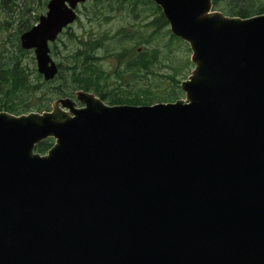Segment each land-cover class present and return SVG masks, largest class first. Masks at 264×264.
I'll use <instances>...</instances> for the list:
<instances>
[{"label":"water","instance_id":"95a60500","mask_svg":"<svg viewBox=\"0 0 264 264\" xmlns=\"http://www.w3.org/2000/svg\"><path fill=\"white\" fill-rule=\"evenodd\" d=\"M84 1L48 0L19 35L43 81ZM150 1L188 47L183 99L0 111V264H264V13Z\"/></svg>","mask_w":264,"mask_h":264},{"label":"rangeland","instance_id":"374dc122","mask_svg":"<svg viewBox=\"0 0 264 264\" xmlns=\"http://www.w3.org/2000/svg\"><path fill=\"white\" fill-rule=\"evenodd\" d=\"M257 1L260 4L264 3V0ZM42 2L43 0H20L17 2V8L13 7V12L6 14L0 12V21L12 19L6 31L0 34L5 43L4 47L11 50L10 46L14 42V32L18 24L25 22L26 18L30 20L28 22L33 23V17L44 13H41ZM239 2L242 0L226 2L224 0L223 7L227 12L234 3ZM154 6L147 0H85L77 4V18L74 22L49 44V55L56 66L60 65L62 72L69 74L66 71L72 65L69 55L77 49L83 50L82 44L97 42L99 46L92 51L91 56L94 58L89 65L96 67L100 74L93 75L90 70L85 72L90 75L93 85L105 95H122L128 99L146 97L153 99V104L167 103L156 101L172 99L174 96L176 98L173 100L183 99L180 90L174 89L173 81L180 82L189 74L192 68L189 62L190 53L184 42L170 39L167 26L155 29L147 25L153 14L159 15ZM101 39L104 40L100 41ZM137 49L154 55L148 71L135 70L133 75H126L120 80L115 79L112 73L116 68L117 54L123 52V55L128 54L126 57L134 56ZM12 53V50L1 53L0 63H6L7 57ZM30 56L33 57L31 51L21 58L22 64L29 69L35 67ZM171 91L176 94L168 95ZM33 98L29 97L30 100Z\"/></svg>","mask_w":264,"mask_h":264},{"label":"trees","instance_id":"16d2710c","mask_svg":"<svg viewBox=\"0 0 264 264\" xmlns=\"http://www.w3.org/2000/svg\"><path fill=\"white\" fill-rule=\"evenodd\" d=\"M20 0H0V12L11 13L13 12V7L17 8V2ZM47 0H43L41 4V13L45 9V4ZM224 0H211V5L214 10H217L228 16H238L241 18L248 17L255 14L264 13V3L260 4L257 0H251L247 2L242 0V2L234 3L233 7H230L226 12L223 7ZM226 2V0H225ZM154 6V5H152ZM155 10L159 13V9L154 6ZM159 24L158 29L166 27V22L164 18L159 13ZM38 15L33 17V23L28 22L26 18L25 22H21L15 29L14 32V42H12L10 48L12 54L7 57L6 63H0V111L11 113L14 115L24 114L28 112H41L48 110L49 103L57 98L69 97L71 98L73 92L81 90L85 92H91L97 96L101 101L108 105H150L153 104V99L135 98L128 99L122 95H105L96 86L93 85V81L90 75H87L85 70H90L93 75H99L100 72L93 65H89L94 58L91 56L92 51L96 49L99 44L97 42L82 44L83 50L77 49L69 55L71 61V66L66 70L69 74L62 72L60 65H57V73L52 80L43 81L41 76L37 74L35 67L28 68L26 65L22 64L21 58H23L30 53V51H25L20 49L18 37L19 35L28 30L36 21ZM12 22V19L0 21V34L6 31L8 24ZM176 40L170 35V39ZM5 44L0 38V54L4 52H9L11 50L4 47ZM119 52L117 54L116 68L113 70L112 75L115 79L120 80L126 75H133L135 70L148 71V67L151 65L154 55L148 52L139 51L136 55L122 54ZM32 64L33 57L30 56ZM174 89H178V80H174ZM44 90V92H43ZM173 93V94H172ZM36 94H39L36 96ZM172 96L176 94L171 91ZM29 97H34L30 100ZM174 96L171 98H164L157 100L156 102H172ZM174 101V100H173ZM155 103V102H154ZM51 139H45L34 146V152L39 154H44L47 149L51 146Z\"/></svg>","mask_w":264,"mask_h":264},{"label":"flooded vegetation","instance_id":"af4514ba","mask_svg":"<svg viewBox=\"0 0 264 264\" xmlns=\"http://www.w3.org/2000/svg\"><path fill=\"white\" fill-rule=\"evenodd\" d=\"M47 1H48V0H47ZM147 1H148L149 4L154 5L150 0H147ZM46 3H47V2H46ZM45 5H46V4H45ZM76 7H77V6H76ZM44 11H45V9H44ZM44 11H43V12H44ZM74 12H75V14H76V18H77V10H76V8H75ZM159 13H160V12H159ZM152 17H153L152 20L148 21L147 25H149V26H151V27H153V28H155V29H158V24H159V18H158V17H159V16H158V15H157V16H154V14H153ZM65 28H66V27H65ZM65 28H64V29H65ZM64 29H63V30H64ZM63 30H62V31H63ZM62 31H61V32H62ZM61 32H60V33H61ZM60 33L58 34V36L60 35ZM58 36H57V37H58ZM57 37H56V39H57ZM56 39H55V40H56ZM94 40H95V41H98L97 39H94ZM102 40H104V39H101L100 41H102ZM138 53H139V49L136 50V54H138ZM136 54H135V55H136ZM73 93H74V92H73ZM90 93H91V92H90ZM92 94H93V93H92ZM93 95H94V94H93ZM96 97H97V96H96ZM68 98H69V97H68ZM97 98H98V97H97ZM71 99H73V95H72ZM55 100H56V99H55ZM102 102H103V101H102ZM105 104H106V103H105ZM107 105H108V104H107Z\"/></svg>","mask_w":264,"mask_h":264}]
</instances>
